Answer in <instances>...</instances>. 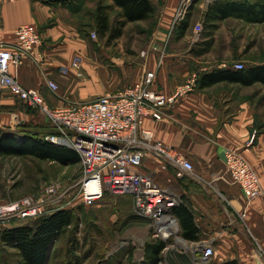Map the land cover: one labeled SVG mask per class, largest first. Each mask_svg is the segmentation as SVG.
I'll use <instances>...</instances> for the list:
<instances>
[{
    "label": "crops",
    "instance_id": "1",
    "mask_svg": "<svg viewBox=\"0 0 264 264\" xmlns=\"http://www.w3.org/2000/svg\"><path fill=\"white\" fill-rule=\"evenodd\" d=\"M81 1L0 0L1 45L17 44L15 29L21 24L35 25L41 36L35 56H25L10 72L23 86L37 89L53 107L92 100L109 89L107 67L92 57L89 48L90 35L97 36V4L91 9ZM208 4L195 24H206ZM179 5L180 0H169V11L158 20L149 49L142 54V74L156 70L154 87L168 95L191 78L194 86L168 104L160 119L146 116L143 127L152 130L154 140L189 160L193 171L178 177L150 151L145 153L141 169L151 173L161 186L173 188L179 203L191 211L200 230L199 241H212L210 264L231 259L237 264H264V84L222 80L199 87L203 73L237 69L225 52L215 50V31L212 40L204 31L194 32L191 14L187 13L189 23L179 33L185 20L175 21ZM172 13L173 36H169ZM76 56L81 57L80 77L71 66ZM251 65L244 64L245 68ZM60 66L68 67L67 74L60 72ZM49 79L58 83L56 91L48 87ZM31 122L41 136L46 133L47 116L0 87V127L11 129L13 136L21 139L22 132L16 130ZM227 149L239 152L255 169L261 194L247 200L241 187L232 182L224 161ZM11 202L0 200V204ZM187 241L193 246L199 242Z\"/></svg>",
    "mask_w": 264,
    "mask_h": 264
},
{
    "label": "built area",
    "instance_id": "2",
    "mask_svg": "<svg viewBox=\"0 0 264 264\" xmlns=\"http://www.w3.org/2000/svg\"><path fill=\"white\" fill-rule=\"evenodd\" d=\"M190 2L185 0L175 21L184 17ZM172 29L173 22L169 35ZM201 30L202 24L196 23L194 32ZM15 34L18 41L14 47L0 44V87L7 88L25 104L39 108L47 116L54 132L45 134L46 140L71 148L78 154L83 200L90 203L102 198L106 192L129 196L135 212L153 222L154 236L167 240L178 232L177 219L171 213L172 207L179 203L178 196L173 188L158 184L151 173L142 171L141 166L147 151L159 158L164 167L174 170L178 177L192 174L193 164L154 140L152 130L143 127V122L146 116L160 119L168 104L192 90L195 79L191 78L168 95L154 87L156 70L148 69L123 90L53 107L37 89L23 86L10 72L11 66L19 64L25 56H35V48L41 42L38 28L33 24H21ZM71 66L76 76H82L80 56L74 58ZM233 67L242 69L245 66L238 61ZM59 69L63 74L68 72L66 66ZM47 85L53 91L58 89V83L52 79ZM224 161L232 182L241 187L247 200L263 192L255 169L239 152L225 150ZM57 191V184H49L45 193L38 197L28 195L0 204V220L38 216L49 203V194L54 195ZM195 246L199 254L194 255L193 263L208 262L213 253L212 241L201 240Z\"/></svg>",
    "mask_w": 264,
    "mask_h": 264
},
{
    "label": "rangeland",
    "instance_id": "3",
    "mask_svg": "<svg viewBox=\"0 0 264 264\" xmlns=\"http://www.w3.org/2000/svg\"><path fill=\"white\" fill-rule=\"evenodd\" d=\"M99 1L107 2L84 0L80 4L87 5V8L92 6L93 9ZM215 1L217 0H191L184 18L187 13L191 14L192 25L195 27V22L201 17V10L205 7L204 4ZM151 2L154 6L152 16L144 21L127 23L120 37L107 41L98 35L95 39L90 35L89 48L92 57L103 63L108 70L107 92L123 90L136 82L142 74L144 56L141 52L149 49L158 20L161 19V15L167 14L170 7L169 0ZM184 2L185 0H180L175 15ZM115 13L114 9L110 12L112 19ZM258 17L230 14L222 20L214 33L217 39L215 50L225 52L226 57L233 63L238 61L246 65L264 63V20ZM202 26L201 32H205L204 23ZM23 125L26 126V130L31 131L34 128L32 122ZM80 174V163L62 165L32 156H2L0 200L14 202L23 196L38 197L45 193V188L49 184H57V193L49 194V203L45 205L41 214L61 208L69 209L74 214V223L66 234L55 242L47 264H64L68 260L78 261L79 264H141L145 260V244L163 240L154 236L153 222L138 215L132 200L127 196L107 194L90 203L85 202L80 193ZM35 217L0 220V227L27 222ZM178 232L163 240L165 248L160 253L161 260L158 264H194L193 257L199 254L197 248L184 240ZM178 238L185 244L177 242ZM0 256L4 259L2 264H16L13 249H3ZM199 264H210V261Z\"/></svg>",
    "mask_w": 264,
    "mask_h": 264
},
{
    "label": "trees",
    "instance_id": "4",
    "mask_svg": "<svg viewBox=\"0 0 264 264\" xmlns=\"http://www.w3.org/2000/svg\"><path fill=\"white\" fill-rule=\"evenodd\" d=\"M113 9L116 13L112 19L110 12ZM153 13L154 6L151 0H111L110 4L99 1L95 9L94 28L98 37L110 41L123 34L124 26L127 23L147 20ZM230 14L252 15L256 18L260 16L258 18L264 20V0H217L208 4L205 33L210 36V40L218 26L217 21ZM188 17L189 14L180 26V34L189 23ZM222 80L239 82L242 85H252L255 82L264 84V63L237 70L220 68L203 73L199 76V87H205ZM26 129L24 125L18 127L16 131L22 132V138L17 139L13 136L11 129L0 127V157L32 156L62 165L80 163V158L74 150L44 139L45 134L54 132L50 124L42 136L35 131V128L31 131ZM107 194L111 193L106 192L103 196ZM171 213L179 223L178 233L182 238L189 241L201 239L200 230L193 220V215L183 203L173 206ZM73 223V212L61 208L38 215L27 222L0 227V252L5 248L13 249L16 264H47L55 242L66 234ZM164 248L165 241L163 240L147 242L144 246L145 260L141 264H158L161 260L160 253ZM3 260L0 256V264ZM64 264L79 263L68 260ZM222 264H237V261L231 259Z\"/></svg>",
    "mask_w": 264,
    "mask_h": 264
},
{
    "label": "bare ground",
    "instance_id": "5",
    "mask_svg": "<svg viewBox=\"0 0 264 264\" xmlns=\"http://www.w3.org/2000/svg\"><path fill=\"white\" fill-rule=\"evenodd\" d=\"M177 242L181 243L182 245L185 244V242L182 239H179V238L177 239Z\"/></svg>",
    "mask_w": 264,
    "mask_h": 264
}]
</instances>
